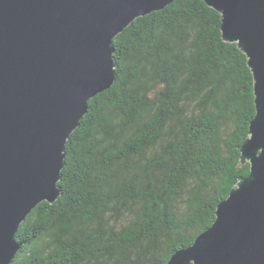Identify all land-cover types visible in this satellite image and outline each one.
<instances>
[{"label":"trees","instance_id":"trees-1","mask_svg":"<svg viewBox=\"0 0 264 264\" xmlns=\"http://www.w3.org/2000/svg\"><path fill=\"white\" fill-rule=\"evenodd\" d=\"M220 14L174 0L113 38L116 77L68 137L60 195L22 221L9 264H166L249 173L245 54Z\"/></svg>","mask_w":264,"mask_h":264},{"label":"water","instance_id":"water-1","mask_svg":"<svg viewBox=\"0 0 264 264\" xmlns=\"http://www.w3.org/2000/svg\"><path fill=\"white\" fill-rule=\"evenodd\" d=\"M172 1L0 0V264L14 259L31 210L59 197L65 143L115 80L113 38ZM202 1L252 74L255 112L240 147L249 173L166 264H264V0Z\"/></svg>","mask_w":264,"mask_h":264}]
</instances>
